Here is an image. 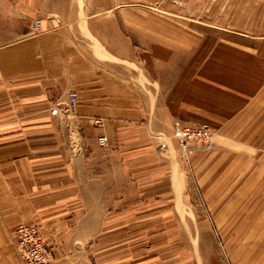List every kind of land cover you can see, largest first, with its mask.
<instances>
[{"label":"rangeland","instance_id":"rangeland-1","mask_svg":"<svg viewBox=\"0 0 264 264\" xmlns=\"http://www.w3.org/2000/svg\"><path fill=\"white\" fill-rule=\"evenodd\" d=\"M95 1L86 12L97 27L129 43L116 59L124 78L167 108L169 124L146 133L134 180L114 181L125 194L107 182L104 210L89 204L82 225L54 237L59 264H264V0ZM186 125L212 138L183 143L175 130ZM27 225L55 261L51 235ZM15 229L0 240V264H22Z\"/></svg>","mask_w":264,"mask_h":264},{"label":"crops","instance_id":"crops-1","mask_svg":"<svg viewBox=\"0 0 264 264\" xmlns=\"http://www.w3.org/2000/svg\"><path fill=\"white\" fill-rule=\"evenodd\" d=\"M88 1L0 0V240L24 223L66 240L89 204L104 210L106 190L112 191L107 182L115 189L111 195L125 194L114 181L134 180L129 167L141 159L136 149L149 146L146 133L169 124L167 108L124 78L129 75L116 59L131 52L129 43L121 47L118 28L108 22L97 27ZM72 92L78 95L74 108ZM112 150L117 157L109 156ZM51 236L59 264L62 247Z\"/></svg>","mask_w":264,"mask_h":264},{"label":"built area","instance_id":"built-area-1","mask_svg":"<svg viewBox=\"0 0 264 264\" xmlns=\"http://www.w3.org/2000/svg\"><path fill=\"white\" fill-rule=\"evenodd\" d=\"M35 32L41 30L40 21L33 23ZM78 101V95L72 92L69 97L70 106L74 107ZM175 136L183 143L189 141L206 142L212 138V132L208 127L177 126ZM107 138L99 139V144L106 145ZM16 253L22 264H53V256L50 249L37 227L33 225L20 224L16 227L13 234Z\"/></svg>","mask_w":264,"mask_h":264}]
</instances>
